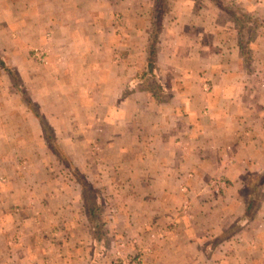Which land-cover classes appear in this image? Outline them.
Returning a JSON list of instances; mask_svg holds the SVG:
<instances>
[{
    "label": "crops",
    "instance_id": "obj_1",
    "mask_svg": "<svg viewBox=\"0 0 264 264\" xmlns=\"http://www.w3.org/2000/svg\"><path fill=\"white\" fill-rule=\"evenodd\" d=\"M160 1L0 0V264H264V0Z\"/></svg>",
    "mask_w": 264,
    "mask_h": 264
},
{
    "label": "rangeland",
    "instance_id": "obj_2",
    "mask_svg": "<svg viewBox=\"0 0 264 264\" xmlns=\"http://www.w3.org/2000/svg\"><path fill=\"white\" fill-rule=\"evenodd\" d=\"M163 1H160V0H155V3H156V8H159V6H158V4H160V3H162ZM229 5H231V4H229ZM232 6V5H231ZM230 9V8H229ZM157 11V10H156ZM235 12V13H238V11L235 9V11H234V9H230L229 10V14L232 16V14H231V12ZM232 12V13H233ZM234 14V13H233ZM240 14H242V12L240 13L239 12V15ZM1 44H2V42H0V76H3V74H2V68H3V65L5 64V60H6V57H4V55H3V52H2V50H1ZM6 44V43H5ZM33 53H34V50H33ZM32 53V54H33ZM34 56V55H33ZM37 57L36 58H34V60H35V62L36 63H39V62H37ZM15 75L17 76V78H18V81H21V78L17 75V73H15ZM7 81V77L6 78H4V81ZM31 108H33V109H35L37 112H38V110H39V105H37V104H35L34 103V101H33V105H31L30 106ZM260 179H264V175H261L260 177H259ZM257 180V179H256ZM254 185H248V186H245L244 188V190H243V194L244 195H247V193H251L252 195H254L253 196V198H254V205H257V203H259V201L261 200V198H262V194L264 193V183H263V180H258V182H254L253 183ZM186 208H187V206H186Z\"/></svg>",
    "mask_w": 264,
    "mask_h": 264
},
{
    "label": "built area",
    "instance_id": "obj_3",
    "mask_svg": "<svg viewBox=\"0 0 264 264\" xmlns=\"http://www.w3.org/2000/svg\"><path fill=\"white\" fill-rule=\"evenodd\" d=\"M142 259L139 257V254L130 256L128 258L120 259L118 257L112 258L108 264H141Z\"/></svg>",
    "mask_w": 264,
    "mask_h": 264
},
{
    "label": "trees",
    "instance_id": "obj_4",
    "mask_svg": "<svg viewBox=\"0 0 264 264\" xmlns=\"http://www.w3.org/2000/svg\"><path fill=\"white\" fill-rule=\"evenodd\" d=\"M234 13V14H233ZM231 12V14H232V16H236V14H235V12ZM159 23H158V25L156 26V30H158L159 29ZM156 40H157V34H156V32L154 31L153 32V35H152V40H151V44H150V57H152V55L154 54V52H155V42H156ZM151 64V63H150ZM151 66H152V64H151Z\"/></svg>",
    "mask_w": 264,
    "mask_h": 264
}]
</instances>
